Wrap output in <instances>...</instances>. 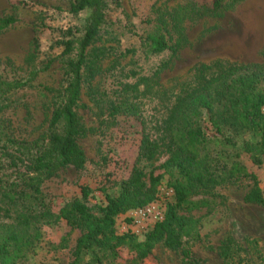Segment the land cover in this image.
Wrapping results in <instances>:
<instances>
[{
	"label": "rangeland",
	"instance_id": "rangeland-1",
	"mask_svg": "<svg viewBox=\"0 0 264 264\" xmlns=\"http://www.w3.org/2000/svg\"><path fill=\"white\" fill-rule=\"evenodd\" d=\"M74 1L0 0V19L12 21L0 31V78L25 81L37 73L29 85L8 95L7 108L0 111V133L28 142L47 133L68 60L60 42L83 35L86 12H72ZM213 1L106 0L102 27L85 52L76 108L81 123L77 144L85 164L61 168L41 186L54 213L80 198L82 186L92 189L86 205L98 215L106 195H115L134 171L147 185L151 173H164L159 165L173 150L168 118L179 99L232 65L254 64L264 72V0H220L218 10L212 9ZM161 36L178 44L174 55L152 53L146 46ZM75 54L76 49L69 58ZM260 87L264 90V81ZM201 118L211 135L205 112ZM250 139L248 134L234 138L226 153L236 154ZM8 147L3 150L0 142V175L12 181L25 169L14 158L16 148ZM240 162L256 174L264 198V158L261 165L245 156ZM175 178L176 172H165L155 201L119 215L116 233L129 232L143 241L173 202L170 183ZM251 186L249 178H240L198 191L178 211L194 221L190 235L181 237L187 257L157 241L143 264H264V206L243 202ZM7 209L0 201V232L15 225ZM45 221L38 223L40 240L20 264L71 262L81 231L64 220ZM227 241L231 258L221 253ZM127 259L123 247L108 261L127 264Z\"/></svg>",
	"mask_w": 264,
	"mask_h": 264
},
{
	"label": "trees",
	"instance_id": "trees-1",
	"mask_svg": "<svg viewBox=\"0 0 264 264\" xmlns=\"http://www.w3.org/2000/svg\"><path fill=\"white\" fill-rule=\"evenodd\" d=\"M220 6V0L213 1V10L220 9ZM105 8L106 0H75L72 4V12H86L83 35L77 40L60 42L62 55L68 56V60L64 85L57 92L47 133L30 142L14 138L7 131L0 133L3 150L8 149V145L16 148L18 156L14 158L25 169L18 172L12 181L4 180L0 175V201L8 206L7 211L13 213L15 222L12 228L0 232V264H20L27 259L41 238L38 223L42 220L50 224L64 220L71 228L81 231L69 264H113L108 258H114L117 250L123 247L128 250L127 264H143L157 241H162L168 248L180 249L181 254L187 257L181 237L190 235L194 221L179 215L178 211L201 189L249 178L252 186L243 202L264 206L256 174L240 162V158L245 156L252 163L261 165L264 158V90L260 87L264 72L257 65L244 64L217 72L178 100L168 118L173 150L159 165L164 173H151L145 185L139 172L134 171L128 179L120 182L115 195H106V203L97 207L98 215L86 205L92 192L88 186L81 187L80 198L72 200L58 213L52 211L44 201L42 184L61 168L72 166L81 169L85 164L84 153L77 144L81 123L76 108L80 99L81 69L86 62L85 52L102 27ZM11 23V20L0 19V31ZM146 46L152 53L168 50L173 55L178 49V44H169L162 36L147 42ZM74 49L75 56L69 58ZM164 67L162 64L161 69ZM36 74L32 72L25 81L0 78V111L7 108L5 101L8 95L29 85ZM203 112L208 117L211 135L202 126ZM247 134L252 139L243 142L236 149V154L226 153L228 147H234V138ZM168 171L176 172V178L170 183L173 202L167 205L162 220L155 221L143 241H137L129 232L117 234L116 218L155 201L158 186ZM229 246L230 241H227L221 251L224 258H231Z\"/></svg>",
	"mask_w": 264,
	"mask_h": 264
},
{
	"label": "built area",
	"instance_id": "built-area-1",
	"mask_svg": "<svg viewBox=\"0 0 264 264\" xmlns=\"http://www.w3.org/2000/svg\"><path fill=\"white\" fill-rule=\"evenodd\" d=\"M163 216H160V220H162Z\"/></svg>",
	"mask_w": 264,
	"mask_h": 264
}]
</instances>
